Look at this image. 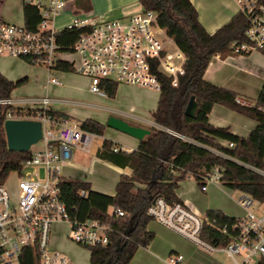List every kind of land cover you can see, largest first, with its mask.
<instances>
[{
    "label": "built area",
    "instance_id": "2783aa9c",
    "mask_svg": "<svg viewBox=\"0 0 264 264\" xmlns=\"http://www.w3.org/2000/svg\"><path fill=\"white\" fill-rule=\"evenodd\" d=\"M75 1H33L32 5L40 13L34 31L0 18V57L9 56L44 66L49 73L57 71L60 63H69L73 73L89 80V92L99 96L105 95L100 88L102 81L159 92L161 78H166L172 87H177L178 79L185 71L186 58L174 39L158 24L157 13L141 10L125 19L86 13L68 26L57 29L55 19L68 8L72 10ZM237 1L240 6L244 4V11L251 15L255 0ZM256 12L244 32L247 42H232V54L264 52V6H259ZM67 30H79L75 42L69 46L57 44V36ZM48 83L61 85L55 78L49 79ZM22 102L28 106L0 100V105L13 108L7 113L6 121L39 122L41 137L30 148V159L21 164L15 192L7 189L4 183L0 184V264H68L64 255L50 250L54 224L67 225V238L79 247H104L110 243L112 229L99 220L80 219L74 215L62 200L59 189L63 179L61 170L70 162L73 150L89 152L99 136L83 129L76 120L51 115V106L66 104L61 100L45 96L17 103ZM113 151L120 150L113 146ZM39 171L43 178L39 177ZM219 179L220 170L215 168L206 176L201 191L205 192L208 184L219 182ZM87 195L84 190L79 192L81 198H87ZM242 204L248 207L249 200H243ZM114 213L123 216L120 210ZM147 214L199 248L226 253L234 264H259L264 258V215L246 211L230 227L220 229L228 242L222 247H213L200 239L204 219L182 203L171 205L157 199ZM169 261L180 264L178 256Z\"/></svg>",
    "mask_w": 264,
    "mask_h": 264
},
{
    "label": "trees",
    "instance_id": "16d2710c",
    "mask_svg": "<svg viewBox=\"0 0 264 264\" xmlns=\"http://www.w3.org/2000/svg\"><path fill=\"white\" fill-rule=\"evenodd\" d=\"M138 1L141 10L158 14V24L185 55V71L179 77L177 87H172L169 79L161 78L157 107L151 114L153 122L161 129L148 128L150 133L130 153L114 152V144L109 140H103L96 152L98 159L121 169L129 168L132 172L129 176L119 177L113 196L94 192L88 183L81 181L62 179L59 183L62 200L69 211L80 219L99 220L112 229L109 245L85 248L89 252V264H128L139 248H147L154 239V234L147 230L152 221L147 214L148 208L157 199L171 205L181 203L175 194L179 183L192 178L201 188L206 176L215 168L220 170L222 186L250 201L264 202V176L259 173L264 170V85L255 104L247 106L237 102L238 96L233 91L203 79L212 57L232 54V42H247L244 32L259 6H264V0H255L251 15L244 11L243 4L240 11L212 35L198 21L189 0ZM23 19L28 30L37 29L40 13L31 2L23 3ZM78 34L79 30H67L57 36L56 42L62 46L72 45ZM57 70L73 72L72 66L64 62ZM26 81L13 82L0 73V100H10L12 92ZM117 86L111 81L100 83V88L111 99L116 95ZM192 97L197 112L195 117L189 118L184 111ZM214 105L253 120L256 127L248 137L241 138L228 128L210 125L208 115ZM12 109L10 105H0V184L10 173L17 174L21 164L30 159L29 152L7 149L4 123ZM49 113L56 118L66 117L53 110ZM81 127L99 137L103 136L105 128L90 120L82 122ZM229 144L233 147L229 148ZM82 190L88 193L87 198L79 196ZM116 210L123 216L118 217L114 213ZM234 221L218 211L206 212L200 239L213 247L224 246L228 238L220 233V229L230 227ZM259 264H264V258Z\"/></svg>",
    "mask_w": 264,
    "mask_h": 264
},
{
    "label": "crops",
    "instance_id": "0c3cea01",
    "mask_svg": "<svg viewBox=\"0 0 264 264\" xmlns=\"http://www.w3.org/2000/svg\"><path fill=\"white\" fill-rule=\"evenodd\" d=\"M25 1L33 3V1L35 0H23L21 1V3L19 0L18 9H16V12H18L19 16H13L4 13V2L3 0H0V18L7 23L14 24L17 26H24L23 3ZM122 1V3L115 6L113 5V0H108V4L106 6L101 7L99 12L106 13L105 16H107V14L113 15L116 12H119V6L123 7L129 3V0ZM189 1L194 6L197 12L198 21L209 35H212L219 28L227 24L230 19L240 11L241 8L240 3L237 0ZM84 3L85 2H83V4ZM80 5L81 0H76L71 7L72 11L75 13V6L78 7ZM66 11H69V8ZM18 22H22V25H18ZM11 62L13 63L7 65L0 61V73L5 78L13 82L27 79L26 77L24 78L25 72L27 70L26 66L17 60H12ZM24 62L28 64V62ZM56 72H58L55 76L56 78L71 83L74 82L72 77L65 76V72H61L59 70H57ZM55 77H53L51 73L48 72L47 80L42 85V89L45 93V96L49 97V95L56 92V87H64V84H62L61 82V85H53L48 83L49 79ZM82 79H85L86 90L89 92L88 80L85 77H83ZM203 79L215 86L233 91L238 96L237 102H244V105L252 106L255 104L260 94V91L264 85V52L260 50H255L248 54L242 55H234L230 53V55L226 54L214 56L210 60L204 72ZM69 91L71 92L73 90L70 89L66 91L65 95H68ZM156 93V102L153 103L152 99L151 101L149 100V102L147 103L150 104V106H153L151 107L153 108L150 111L151 114L157 107L159 92L157 91ZM99 97L107 96L101 95ZM10 101L12 100L10 99ZM63 102L66 104L71 103L66 101ZM53 111H57L65 115L67 118L75 120L72 118L71 114L67 112V110L54 109L53 107ZM122 116L131 119V121L135 123L130 124L127 122L129 125L141 127L147 130L148 128L161 129V127H159L153 122L152 117V122H147L144 119L130 115ZM118 118L122 120V118ZM106 122L107 121H105V123H102L103 125H105V127H107ZM208 122L214 127L228 128L232 134L241 138L248 137L250 132L256 127V122H254L253 120L244 117L240 114H237L221 105H214L210 114L208 115ZM109 141L114 144V147L126 153H130L131 151L136 150L139 145V141L132 137L119 140L114 138L113 140ZM220 144L226 145L225 142H220ZM100 146L96 148L95 156L91 160V169H89L88 171L89 174L94 171L95 167L103 169L105 168L114 174L115 177L112 180H116L117 183L119 180V178L115 179L117 174L120 173V177L121 175L129 176L132 173L129 168L121 169L106 161L98 159L96 157V152L98 151ZM73 156L74 152L72 158ZM71 160L68 164L65 165V167L70 166ZM262 174L264 175V171H262ZM89 181L90 180L88 179V175H85L84 181L81 182L88 183L90 185V189L94 192L108 196L114 195L115 187L114 190L110 189L111 191H105L103 189L94 188ZM209 185L210 186L206 189V191L202 192L196 181H194V179L192 178H188L179 183L175 194L186 208H188L196 216L203 219L205 218V214L208 211L221 212L226 217L231 219H236L244 216L246 211H251L256 215H264V202L257 203L249 201V206L245 207L243 206L242 202L245 199L249 200L248 197L240 193H236V191H232L225 188L219 182H215ZM147 230L154 234L153 241L147 248H139L128 264H170L169 259L175 256H178L180 258V264H234L232 259L228 257L226 253L220 250H214L209 252L202 248H199L195 246L192 242L178 235L171 229L157 223L156 221H150L147 225Z\"/></svg>",
    "mask_w": 264,
    "mask_h": 264
},
{
    "label": "rangeland",
    "instance_id": "374dc122",
    "mask_svg": "<svg viewBox=\"0 0 264 264\" xmlns=\"http://www.w3.org/2000/svg\"><path fill=\"white\" fill-rule=\"evenodd\" d=\"M21 1L23 0H20V3ZM3 2L4 13L19 16L18 12H16L19 0H3ZM83 2L87 4L84 3V5ZM107 2L108 0H81V5L78 7L75 6L74 8L76 11L75 13L69 9V11H65L60 17L56 18L55 27L57 29H62L71 24L74 19H79L88 12L95 16L106 15V13H100L99 10L101 7L106 6L108 4ZM122 2V0H113V5L116 6ZM120 7L121 6H119L118 9L119 12H116L113 15L107 14V18L125 19L141 11V6L138 0H129L128 4ZM17 24L22 25V22H18ZM11 59L23 63L27 68L24 76V78H27V81L15 89L11 94V100L14 104L16 106H22L26 104H23L24 102L17 103L19 100L45 97L42 85L46 82L48 76V70L46 67L29 65L21 59L9 56L0 57V61L7 65L13 63L11 62ZM57 73L56 70L51 71L53 77H55ZM65 76L72 77L74 82L71 83L55 77L59 82L64 84V87H56V92L49 95V97L71 103L51 107H54V109L67 110L77 122L82 123L86 120H90L105 127L102 123H105L108 118L120 117L122 120L130 124H135L131 119L125 118V116L122 115H130L144 119L147 122H152L150 111L153 109L151 108L153 106H150V104L147 103L152 99L153 103L156 102L157 90L149 91L148 89L138 88L131 85L118 84L116 95L111 99L108 97H99L98 95H93L88 92L85 86V79H82L83 77L73 72L66 73ZM70 89L73 91H69L68 95H65V92ZM128 137L130 138V136L124 133L105 127L103 130V136L96 138L89 152H84L78 149L73 150L74 156L71 160L70 166L62 168L61 177L75 181H84L85 175H88L89 182L94 188L103 189L105 191H111L110 189L114 190L116 180H112L115 177L113 173L105 168L103 169L99 167H95L91 174H89L88 171L91 169V160L95 156V150L102 144L104 139L113 140L115 138L119 140L127 139ZM39 172V177L43 178L42 171ZM119 175L120 173L116 175L115 179L119 178ZM16 182L17 174L12 172L6 178L4 185L11 192H15ZM209 186L210 185L208 184L207 188ZM67 236V225L54 224L51 228L50 250L58 251L60 254L64 255L67 258L68 264H89L88 249L74 244L67 238Z\"/></svg>",
    "mask_w": 264,
    "mask_h": 264
},
{
    "label": "water",
    "instance_id": "95a60500",
    "mask_svg": "<svg viewBox=\"0 0 264 264\" xmlns=\"http://www.w3.org/2000/svg\"><path fill=\"white\" fill-rule=\"evenodd\" d=\"M196 112L197 104L192 97L186 106L184 114L189 118H193L195 117ZM106 126L124 133L138 141L142 140L150 133L147 129L129 125L127 122L115 117L108 118ZM4 130L7 149L10 152L27 153L41 137V126L39 122L7 120L4 123Z\"/></svg>",
    "mask_w": 264,
    "mask_h": 264
}]
</instances>
